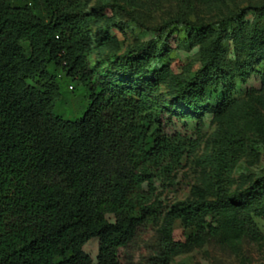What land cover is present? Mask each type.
I'll return each mask as SVG.
<instances>
[{"label":"trees","instance_id":"obj_1","mask_svg":"<svg viewBox=\"0 0 264 264\" xmlns=\"http://www.w3.org/2000/svg\"><path fill=\"white\" fill-rule=\"evenodd\" d=\"M81 3L0 0V264H122L121 252L155 221L161 227L149 264H171L222 230L260 238L254 218L264 216V177L242 191L224 189L245 151L264 153L259 133L220 132L210 162V180L221 189L216 198L194 187L197 199L172 205L163 219L154 200L157 184L166 186L197 147L190 124L200 135L205 116L231 108L237 81L256 75L264 89V7L213 25L156 28L164 38L158 46L109 53L95 67L87 37L94 15ZM107 8L126 10L111 0L93 11ZM228 27L241 44L251 43L255 66L228 67L218 51ZM179 28L187 32L182 44H209L198 69L176 75L170 40ZM101 40L109 42L108 34ZM64 79L84 90L85 109L75 120L55 113ZM178 225L184 241L175 240ZM94 240L95 258L86 252Z\"/></svg>","mask_w":264,"mask_h":264},{"label":"rangeland","instance_id":"obj_2","mask_svg":"<svg viewBox=\"0 0 264 264\" xmlns=\"http://www.w3.org/2000/svg\"><path fill=\"white\" fill-rule=\"evenodd\" d=\"M81 2L84 12L94 15L88 24L87 37L91 47L88 60L95 67L109 53L123 54L127 50L148 44L158 46L164 38L160 39L161 31L155 30L156 28H163L177 21L213 25L242 10L264 7V0H118L126 8L125 12L107 8L96 14L93 9L98 4L109 5L111 0ZM254 15L251 12L246 18V22L252 26L257 20ZM260 22V26L264 25V18ZM174 27L173 25L170 30ZM103 33L108 34L109 42L101 40ZM227 33L226 41L218 51L223 53L228 67L237 71L240 65L248 61L251 66H255L248 56L251 57L253 53L252 46L248 45L250 42L241 44L230 27L227 28ZM186 39L187 32L179 28L174 31L170 40L171 68L176 75L186 69H198L202 49L209 44L205 42L190 47L189 44H182ZM60 84L62 99L57 104L55 113L66 120H75L85 109L84 90L66 79L61 80ZM236 89L232 107L220 116H205L200 135L195 131L196 124H190L189 134L193 139L198 138L197 147L171 174L166 186L157 184L154 207L160 209L158 218L163 219L172 205L197 199L192 196L194 187H202L209 200L220 194L221 189L210 180V162L222 130L228 132L244 128L252 135L259 133L264 137V89L259 76H252L246 84L237 81ZM161 90L165 95L169 94L167 85H163ZM260 177H264V153L245 151L232 172L229 185L224 189L230 192L242 191ZM234 215L232 220L238 218V214ZM254 223L261 233L258 239L242 237L235 230H222L216 237L206 238L208 240L184 250L171 264H264V216L255 217ZM160 227L161 221H155L149 230L140 231L134 243L121 252V263L149 264ZM174 237L176 241L185 240L184 230L179 225ZM97 249L98 242L94 240L87 245L86 252L95 258Z\"/></svg>","mask_w":264,"mask_h":264},{"label":"built area","instance_id":"obj_3","mask_svg":"<svg viewBox=\"0 0 264 264\" xmlns=\"http://www.w3.org/2000/svg\"><path fill=\"white\" fill-rule=\"evenodd\" d=\"M71 89H72V87H71Z\"/></svg>","mask_w":264,"mask_h":264}]
</instances>
